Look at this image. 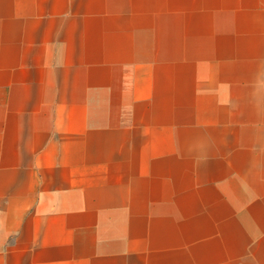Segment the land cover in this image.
Returning a JSON list of instances; mask_svg holds the SVG:
<instances>
[{"label": "crops", "instance_id": "crops-1", "mask_svg": "<svg viewBox=\"0 0 264 264\" xmlns=\"http://www.w3.org/2000/svg\"><path fill=\"white\" fill-rule=\"evenodd\" d=\"M0 264H264V0H0Z\"/></svg>", "mask_w": 264, "mask_h": 264}]
</instances>
